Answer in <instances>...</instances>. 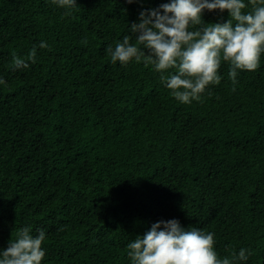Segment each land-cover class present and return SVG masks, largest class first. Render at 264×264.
I'll return each mask as SVG.
<instances>
[{"label": "trees", "instance_id": "obj_1", "mask_svg": "<svg viewBox=\"0 0 264 264\" xmlns=\"http://www.w3.org/2000/svg\"><path fill=\"white\" fill-rule=\"evenodd\" d=\"M169 2L76 0L65 16L52 0H0V250L31 226L42 264H131L127 244L176 219L214 233L220 257L244 248L235 264H264V54L235 85L222 62L220 84L184 104L153 66L106 52ZM34 45L36 62L12 67Z\"/></svg>", "mask_w": 264, "mask_h": 264}, {"label": "clouds", "instance_id": "obj_2", "mask_svg": "<svg viewBox=\"0 0 264 264\" xmlns=\"http://www.w3.org/2000/svg\"><path fill=\"white\" fill-rule=\"evenodd\" d=\"M133 3L135 0H127ZM65 8V16L77 8L76 0H52ZM170 0L156 9L141 11L139 22L132 23V37L126 35L115 48L108 46L112 63L126 66L143 62L160 73L161 81L179 102L200 101L209 85H219L222 62L229 64L228 76L237 83L239 71H256L264 54V0ZM228 12L226 22L205 23L204 11ZM87 43V41H83ZM39 48L48 44L41 41ZM37 46L26 57L12 53V67L28 68L36 62ZM174 74L164 75L169 70ZM6 81L0 78V84ZM31 226L23 227L10 239L8 247L0 250V264H42L46 253L42 247L46 234L39 230L31 235ZM214 233L196 227L185 229L176 219L158 221L142 236L127 244L131 264H235L246 261L250 250L241 248L231 256L220 257L215 250Z\"/></svg>", "mask_w": 264, "mask_h": 264}]
</instances>
